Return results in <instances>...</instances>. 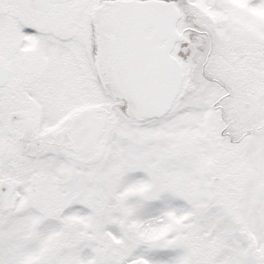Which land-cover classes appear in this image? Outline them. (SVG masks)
I'll use <instances>...</instances> for the list:
<instances>
[{
	"label": "snow or ice",
	"instance_id": "6c2138e0",
	"mask_svg": "<svg viewBox=\"0 0 264 264\" xmlns=\"http://www.w3.org/2000/svg\"><path fill=\"white\" fill-rule=\"evenodd\" d=\"M0 264H264V0H0Z\"/></svg>",
	"mask_w": 264,
	"mask_h": 264
}]
</instances>
